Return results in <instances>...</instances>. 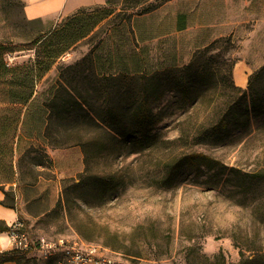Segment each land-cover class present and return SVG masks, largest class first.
Wrapping results in <instances>:
<instances>
[{"label": "rangeland", "instance_id": "374dc122", "mask_svg": "<svg viewBox=\"0 0 264 264\" xmlns=\"http://www.w3.org/2000/svg\"><path fill=\"white\" fill-rule=\"evenodd\" d=\"M28 1L0 0V44L10 68L34 63L37 53L66 50L39 89L54 84L60 70L100 115L106 107H116L129 131L138 83L128 76L166 73L165 95L154 103L162 118L156 128L160 135L195 136L199 144L183 153L211 154L237 172L264 167V119H252L246 130L234 132L220 147L201 144L212 115L208 82L204 74L199 76L194 104L186 97L179 73L199 50L224 38L227 41L216 44L212 53L246 64L250 78L264 65V0H105L37 20L25 14ZM1 90L0 82V97ZM5 107L16 108L0 102V116ZM1 131L0 184L15 195L19 220L33 238L102 247L120 264H208L221 249L227 264L239 260L231 233L237 225L249 227L250 199L239 203L237 179L227 182L226 169L218 168L212 176L207 166L188 163L164 184L167 165L173 164L167 163L169 151L131 154L128 146L105 140V145H87L88 163H78L79 172L74 173L71 160L83 159L79 149L58 171L51 163H33L32 154L20 159L17 137L13 139L12 130ZM76 131L91 135L99 130L83 121ZM57 153L49 151L51 157ZM34 176L37 185L25 186ZM23 262L56 264L55 259L33 255Z\"/></svg>", "mask_w": 264, "mask_h": 264}, {"label": "trees", "instance_id": "16d2710c", "mask_svg": "<svg viewBox=\"0 0 264 264\" xmlns=\"http://www.w3.org/2000/svg\"><path fill=\"white\" fill-rule=\"evenodd\" d=\"M85 36L87 35L76 42ZM220 41L223 43L227 40L218 39L213 46L199 50L192 62L179 72L182 73L180 80L186 87V97L194 104L198 103L199 99V96L194 94L199 76L204 74L207 79L212 115L207 117V133L204 137L206 141L201 139L200 143L211 148L224 145L234 132L246 130L252 119H264V65L250 76L247 88L237 86L233 79L236 62L230 57L212 53ZM65 51H60L56 55L37 53L34 63L10 68L5 62L7 51L0 44V82L3 91L0 102L16 106L14 109L12 107L1 109L0 128L4 133L12 130L13 139L17 137L16 149L19 158L32 154L33 163H51L58 171H62L66 157H72L73 155L69 154L78 153L79 149L83 159L80 161L71 158L76 173L79 172L78 163H88L89 143L105 145V140H110L117 145L122 144L119 145L122 148L123 145L128 146V153L131 154L161 149L169 151L167 163L173 164L167 165L164 184H170L176 172L182 170L188 163L207 166V171L212 172V176L216 174L218 168L219 171L226 169L227 182L237 179L234 187L241 194L239 203H245L250 199L249 227L243 230L237 225L231 233L233 244L239 252V260L235 264H264V167L252 173L237 172L233 167L222 165V161L211 154L197 151L183 153L193 148L194 144H199L196 143L195 136L187 134L168 139L160 135L156 128L162 118L155 112L154 103L165 95L168 81L166 73L128 76V80L138 83L137 96L131 101L132 128L129 131H126L125 119L116 107H106L105 114L100 115L72 85V81H66L62 77L60 70L58 80L54 84L39 89L40 81ZM63 66L64 63L60 67ZM198 68H202L203 73ZM102 78L114 80L117 76L102 75ZM219 82L223 84L220 86ZM54 112H57L58 116ZM83 121L98 129V133L83 135L77 132ZM54 127L65 129L62 132L54 130ZM49 151L58 153L51 157ZM33 179L26 182L25 186L34 188L37 185V177L34 176ZM0 189L5 195L1 203L15 209V195L11 194L12 191H6L3 184H0ZM10 195L13 201L8 203ZM63 197L62 195L59 198L60 202ZM64 200L68 201V198L65 197ZM9 231L10 226L5 221H0V234ZM27 257L28 253L14 248L0 252V264L6 262L24 264L23 260ZM208 264H227L223 250L208 259Z\"/></svg>", "mask_w": 264, "mask_h": 264}, {"label": "built area", "instance_id": "2783aa9c", "mask_svg": "<svg viewBox=\"0 0 264 264\" xmlns=\"http://www.w3.org/2000/svg\"><path fill=\"white\" fill-rule=\"evenodd\" d=\"M15 249L43 260L55 259L56 264H120L106 249L84 242L62 238H33L18 220L8 232Z\"/></svg>", "mask_w": 264, "mask_h": 264}, {"label": "crops", "instance_id": "0c3cea01", "mask_svg": "<svg viewBox=\"0 0 264 264\" xmlns=\"http://www.w3.org/2000/svg\"><path fill=\"white\" fill-rule=\"evenodd\" d=\"M105 0H29L25 9V14L29 20L45 17L48 15L73 12L81 7L92 6L104 2ZM246 75V79L242 78L239 73L236 77V68ZM248 67L246 64H236L233 70L236 85L242 88L248 85ZM239 80V82H238ZM5 199V195L0 189V221H5L9 226L19 220L17 211L9 206L3 205L1 202ZM14 249L8 232L0 234V252ZM4 264H17L16 262H6Z\"/></svg>", "mask_w": 264, "mask_h": 264}, {"label": "bare ground", "instance_id": "6f19581e", "mask_svg": "<svg viewBox=\"0 0 264 264\" xmlns=\"http://www.w3.org/2000/svg\"><path fill=\"white\" fill-rule=\"evenodd\" d=\"M239 73L242 75V78L246 79V75L240 70L239 66L236 68V77H238ZM239 82V80H238Z\"/></svg>", "mask_w": 264, "mask_h": 264}]
</instances>
